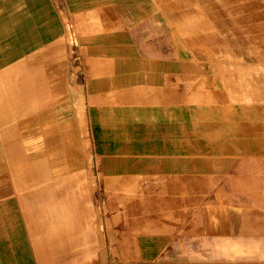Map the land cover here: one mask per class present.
<instances>
[{
    "label": "crops",
    "instance_id": "0c3cea01",
    "mask_svg": "<svg viewBox=\"0 0 264 264\" xmlns=\"http://www.w3.org/2000/svg\"><path fill=\"white\" fill-rule=\"evenodd\" d=\"M190 72L153 0H0V264H45L26 142L27 215L56 249L71 226L67 264H264V109Z\"/></svg>",
    "mask_w": 264,
    "mask_h": 264
},
{
    "label": "rangeland",
    "instance_id": "374dc122",
    "mask_svg": "<svg viewBox=\"0 0 264 264\" xmlns=\"http://www.w3.org/2000/svg\"><path fill=\"white\" fill-rule=\"evenodd\" d=\"M153 1L174 31L176 63L190 65L193 80L209 81L214 93L234 98L246 109H264V0ZM65 25L71 43H77L73 19L65 18ZM74 254L61 263L72 261Z\"/></svg>",
    "mask_w": 264,
    "mask_h": 264
},
{
    "label": "bare ground",
    "instance_id": "6f19581e",
    "mask_svg": "<svg viewBox=\"0 0 264 264\" xmlns=\"http://www.w3.org/2000/svg\"><path fill=\"white\" fill-rule=\"evenodd\" d=\"M262 12L263 11L260 12L261 15H262ZM263 14H264V12H263ZM77 32L79 33L78 28H77ZM261 33H263V32H261ZM261 46H263V45H261ZM79 108L80 109L84 108L83 99L80 100ZM17 139H18V137H16V143H15L16 145H17ZM1 157H2V155H1ZM15 160H16V167H15L16 183H17L18 193H19V196L21 199V205H22L23 211L26 215L28 230H29V233L31 234L32 239H36L35 241L38 243L42 241L41 244L40 243L39 244L42 248V251H44V253H45V255L43 257V254L40 253L41 249H39V251H38L39 257H40L42 263H45V264H53V263L63 264V263H61V262H63L62 259L65 257H68V255L70 253H72L69 250V248L72 247V245L75 243V241L77 239L76 233L72 230L71 226L69 227V229H62V230L57 231V233L55 232L56 230L54 232H52L54 237L55 236L58 237L57 241L61 240V242L63 243V248L56 249V247H55L56 237L51 239V236L49 235L50 233L48 234V233L44 232L45 230L53 229V228L50 226L46 227L44 225V226H42L44 231L41 232L38 230V224H36L35 221H33L34 217L27 215V193L23 194V191L26 190V192H27V170H31L30 174L33 172V174L36 175V171L39 172V169H38L39 168V162H38L39 160L37 159L36 160L37 162L32 161V160H27V142L25 143V146L20 149V151L17 149V151L15 152ZM36 166L38 168H36ZM29 177H30L31 181L32 180L36 181V180H34V178L32 176H29ZM37 187H38V188H36L37 190H35L36 193L40 192L39 186H37ZM24 196H26L25 199H24ZM38 220H40V216H39ZM46 228H48V229H46ZM6 234H7V236H12L14 234V232L12 231V228L10 226L7 227ZM40 234H42L41 239L39 238ZM51 240H53V241L50 242ZM50 244L53 245L52 248L49 247ZM63 260L66 261L67 258L63 259ZM68 261L70 262V260H68Z\"/></svg>",
    "mask_w": 264,
    "mask_h": 264
}]
</instances>
